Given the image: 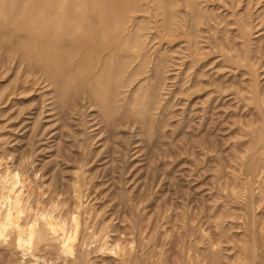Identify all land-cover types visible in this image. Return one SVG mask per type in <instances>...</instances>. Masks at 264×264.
Here are the masks:
<instances>
[{
    "label": "rangeland",
    "instance_id": "rangeland-1",
    "mask_svg": "<svg viewBox=\"0 0 264 264\" xmlns=\"http://www.w3.org/2000/svg\"><path fill=\"white\" fill-rule=\"evenodd\" d=\"M127 1L110 0L140 47L122 66L111 59L109 72L99 74L104 53L84 66L87 73L97 65L92 81L101 77L108 98L89 101L71 89L78 94L69 92L65 102L39 77L29 75L26 84L18 68H0L1 200L15 175L23 176V226L40 225V212L57 214L68 235L72 214L84 202L88 223L73 256L64 258L61 240L49 233L45 238L55 240L48 237L30 250L53 264H264V0ZM136 67L146 72L133 75ZM127 111L134 113L126 121ZM5 244L0 264L14 258L36 263L17 244Z\"/></svg>",
    "mask_w": 264,
    "mask_h": 264
},
{
    "label": "bare ground",
    "instance_id": "bare-ground-1",
    "mask_svg": "<svg viewBox=\"0 0 264 264\" xmlns=\"http://www.w3.org/2000/svg\"><path fill=\"white\" fill-rule=\"evenodd\" d=\"M117 1V0H116ZM127 1V0H126ZM144 1V0H143ZM153 1V0H152ZM205 1V0H204ZM203 1V3H204ZM129 3V1H127ZM133 3L135 1H132ZM185 2V1H184ZM198 2V0H197ZM112 2H110V0H0V68L4 67L6 68L5 70L7 71L9 68V66H14L15 68H18V71L22 72V76L25 74L26 79L25 81H23L24 83L28 84L29 80L27 79V77L29 75L32 76H36L39 77L41 80L47 82V84H51L52 87L54 86V88H56V92L58 97H60L59 99H61V97H64V101L66 102L65 98H70L69 92L74 93L73 91L71 92V89H73L74 91L76 90L79 95L81 96V98H89L93 101H95L96 99L100 98V97H104V98H108L107 92L104 91V89L107 87L105 86L104 88H100V85H103V81L101 79V77H97L96 79L93 80L94 77L98 76L101 73H106L109 72V62L111 59H115L117 62V65H123L124 63H127V61L125 62V60H128V58L130 57L129 54H133L134 51L140 47V43H139V38L138 35L136 34V32H134V35L132 39H130V37L128 36L127 32L125 31V25L123 24L124 22L117 16L115 9L120 10V6L117 7L118 5H116V8L114 9V7L111 4ZM156 3V2H155ZM160 3V2H159ZM177 3V0H176ZM186 3V2H185ZM175 4V2H174ZM196 4V3H195ZM198 4V3H197ZM196 4V5H197ZM226 4V3H225ZM122 5V4H121ZM126 5V4H125ZM135 5V4H134ZM158 5V4H157ZM177 5V4H176ZM175 5V6H176ZM187 5V4H186ZM192 5V4H191ZM123 6V5H122ZM161 6V5H160ZM174 6V5H173ZM130 7V6H129ZM136 7V6H135ZM139 6H137L138 8ZM171 7V6H170ZM178 7V6H177ZM190 7V6H188ZM193 7V6H192ZM131 8V7H130ZM142 10V7H140ZM174 8V7H173ZM171 8V9H173ZM200 8V7H199ZM124 9V8H123ZM126 9V7H125ZM176 9V8H175ZM191 9V8H190ZM144 10V9H143ZM164 10V9H163ZM202 10V9H201ZM210 10V9H207ZM132 11V9H131ZM144 12V11H143ZM147 12V11H146ZM207 12V11H206ZM129 13V12H128ZM134 13V12H133ZM178 13V12H177ZM176 13V14H177ZM203 13V12H202ZM208 13V12H207ZM130 14V13H129ZM201 14V12H200ZM177 16V15H176ZM175 16V18H176ZM186 16V15H185ZM193 16V14H192ZM202 16V15H200ZM143 17V16H142ZM196 17V16H195ZM194 17V18H195ZM174 18V16L172 17ZM171 18V19H172ZM169 19V18H168ZM197 20H199L198 17H196ZM209 19V18H208ZM207 19V20H208ZM216 19V18H215ZM170 20V19H169ZM178 20V19H175ZM201 20V19H200ZM221 20V19H220ZM174 22V21H173ZM172 22V23H173ZM190 22V21H189ZM193 22V21H192ZM164 23V22H163ZM171 23V22H170ZM171 23V24H172ZM176 23V22H175ZM178 23V22H177ZM143 24V23H142ZM147 24V23H146ZM180 24V23H178ZM177 24V25H178ZM194 24V23H193ZM196 24V23H195ZM144 25V24H143ZM165 27V24H163ZM162 25V26H163ZM138 26V25H137ZM180 26V25H179ZM177 26V28L179 27ZM196 26V25H195ZM127 27V25H126ZM139 27V26H138ZM144 27V26H143ZM164 27L162 29H164ZM170 24H169V28H170ZM181 28V27H180ZM140 29H142V27H140ZM172 29V28H171ZM196 29V27H195ZM165 30H168V27H165ZM175 30V29H174ZM200 30V29H199ZM128 31V30H127ZM170 31V30H169ZM177 31V30H176ZM129 32V31H128ZM164 33V32H163ZM172 33V32H171ZM175 33V32H173ZM178 33V32H176ZM184 33V32H183ZM130 34V33H129ZM167 34V33H166ZM165 35V34H164ZM174 35V34H173ZM172 35V37H173ZM178 35V34H177ZM184 35V34H183ZM192 34H190L191 37ZM198 35V34H197ZM163 36V35H162ZM199 36V35H198ZM145 37V36H143ZM167 37V36H166ZM179 38V37H178ZM148 39V38H147ZM167 39V38H166ZM189 39V38H187ZM196 40V38H195ZM194 40V42H195ZM185 42V41H184ZM188 42V41H187ZM146 44V43H145ZM191 44V43H190ZM145 45H143L144 47ZM189 46V45H188ZM190 47V46H189ZM76 48V49H75ZM188 48V47H187ZM232 49V48H231ZM77 50H79L80 52H82V57H81L75 64L73 65H69V60L73 59L74 56L76 57V52ZM145 50V47H144ZM133 51V53H132ZM191 51V50H190ZM151 52V51H150ZM79 53V52H78ZM104 53L105 55V59H101V61L103 60V64L101 67V72H99V74H93V70L95 67H97V65H93L92 67L88 68V72H90V74H88V72L86 73V69L84 68L87 60H90L89 58H92L94 60L95 56H97L98 54ZM145 54L144 51L142 52H138L135 57L131 56L133 59H137L140 57V54ZM187 54V53H186ZM192 54V53H191ZM194 54V53H193ZM247 54V53H246ZM78 55V54H77ZM80 55V54H79ZM134 55V54H133ZM129 56V57H128ZM145 56V55H144ZM143 56V57H144ZM188 56V55H187ZM76 57V58H79ZM142 57V56H141ZM141 58V60H145L144 58ZM74 58V59H76ZM190 58V57H189ZM73 59V60H74ZM99 59V58H98ZM72 60V61H73ZM130 60V59H129ZM132 60V59H131ZM147 60V59H146ZM112 61V60H111ZM140 62V61H139ZM142 62V61H141ZM148 62V61H147ZM94 63V62H93ZM112 63V62H111ZM146 63V62H145ZM150 63V61L148 62ZM164 63V62H163ZM96 64V63H95ZM130 64V63H128ZM141 64V63H140ZM89 65V64H88ZM99 65V64H98ZM161 65V63H160ZM164 65V64H162ZM115 66V65H114ZM113 66V67H114ZM155 66V65H154ZM124 67V66H123ZM144 67V66H143ZM156 67V66H155ZM14 68V69H15ZM117 68V67H116ZM131 68V67H130ZM137 68V67H136ZM146 68V67H145ZM159 68V67H158ZM157 68V71H158ZM162 68V67H161ZM129 69V68H128ZM142 69V67H141ZM140 69V70H141ZM96 70V69H95ZM115 72H117V69ZM140 70L135 69V71L131 72L133 75H137L138 73L141 74V72L145 71L143 69V71L139 72ZM148 70V69H147ZM160 70V69H159ZM5 71V72H6ZM16 70H14L15 72ZM16 71V72H18ZM150 71V70H149ZM4 72V71H3ZM2 72V73H3ZM4 72V73H5ZM112 72V71H111ZM110 72V73H111ZM122 70L118 69V76H120ZM146 72V71H145ZM144 72V73H145ZM19 73V72H18ZM92 73V74H91ZM123 73V72H122ZM128 73V72H127ZM159 74V72H157ZM14 74V73H13ZM17 74V73H16ZM109 74V73H108ZM115 74V73H114ZM114 74H112L114 76ZM125 74V73H124ZM111 75V74H110ZM111 75V76H112ZM133 75H131L130 77H133ZM31 76V77H32ZM104 76V75H103ZM110 79L112 80V78H114L113 82H116L115 76L111 77ZM128 76V75H127ZM149 76V75H148ZM150 77V76H149ZM21 78V77H20ZM92 78V79H91ZM108 78V76L106 77ZM122 78V77H121ZM128 77H126L127 79ZM155 78V77H154ZM162 78V77H160ZM164 78V77H163ZM162 78V79H163ZM39 79V80H40ZM104 79V78H103ZM131 78H129L130 80ZM147 79V78H145ZM20 80V79H19ZM31 80H35L34 78ZM105 80V79H104ZM107 80V79H106ZM127 80V81H129ZM157 80V79H155ZM42 81V82H43ZM148 83L149 79L147 80ZM146 81V82H147ZM18 82V81H17ZM33 82V81H32ZM107 82V81H106ZM125 82V81H124ZM141 82V81H140ZM145 82V81H144ZM143 82V83H144ZM156 82V81H155ZM160 82V81H159ZM162 82V81H161ZM20 83V81H19ZM35 84V82H33ZM74 83V84H73ZM118 83V82H117ZM117 83H114L115 85ZM122 83V82H121ZM120 83V84H121ZM128 83V82H127ZM132 83V82H131ZM18 84V83H17ZM108 84V83H107ZM147 84V83H144ZM158 84V82L156 83V85ZM21 85V84H20ZM30 85V84H29ZM45 85V84H44ZM43 85V86H44ZM111 85V89H115L116 86L112 85V83L110 82ZM152 85V84H151ZM26 86V85H25ZM47 86V85H46ZM114 86V87H113ZM118 86H120L118 84ZM124 86V85H123ZM121 85V88L123 87ZM129 86V85H128ZM160 86V85H159ZM27 87V86H26ZM51 87V86H50ZM142 87V86H141ZM156 87V86H155ZM158 87V86H157ZM44 88V87H43ZM46 88V87H45ZM120 88V87H119ZM149 88V86H148ZM160 88V87H159ZM29 89H31L29 87ZM42 89V88H41ZM40 89V90H41ZM110 89V90H111ZM123 89V88H122ZM138 89V88H137ZM22 90L23 87H22ZM27 90V89H25ZM116 90V89H115ZM147 90V89H146ZM151 90V89H150ZM160 90V89H159ZM30 91V90H28ZM27 91V93H28ZM33 91V90H31ZM38 92V90H36ZM107 91V89H106ZM112 91V90H111ZM119 91V90H118ZM118 91H116V94L118 93ZM144 91V89H143ZM153 91V90H152ZM158 91V89L156 90ZM189 91V90H188ZM14 92V91H13ZM54 92V91H53ZM77 92H75L74 94H76ZM135 92V91H134ZM140 92V90H139ZM145 92V91H144ZM150 92V91H148ZM5 93V92H4ZM25 93V92H22ZM26 93V94H27ZM77 93V94H78ZM111 93V92H110ZM122 93V92H121ZM142 93V92H141ZM145 92V96H146ZM155 93V92H154ZM153 93V94H154ZM191 93V92H190ZM2 93L0 92V95ZM16 94V93H15ZM44 94V92H43ZM42 94V97L44 96ZM73 94V95H74ZM3 95V94H2ZM12 95V94H11ZM14 95V94H13ZM12 95V96H13ZM47 95V94H46ZM72 95V96H73ZM112 95H114V93H112ZM119 95V94H118ZM117 95V97H118ZM136 95V94H135ZM140 95V93H139ZM148 95V94H147ZM160 95V94H159ZM48 96V95H47ZM55 96V95H54ZM78 96V95H77ZM76 95L73 97L74 99L77 97ZM116 96V95H115ZM114 96V97H115ZM133 96V95H132ZM138 96V95H137ZM141 96V95H140ZM149 96V95H148ZM153 96V95H152ZM11 96H9L10 98ZM56 97V98H58ZM113 98V99H117ZM44 98V97H43ZM51 98V97H50ZM55 98V97H54ZM122 98V97H121ZM120 98V99H121ZM140 98V97H139ZM153 98V97H152ZM155 98V97H154ZM7 99V98H6ZM58 99V101H60ZM73 100V103L74 102ZM78 99H80V97H78ZM119 99V98H118ZM117 99V100H118ZM141 99V98H140ZM145 99V98H144ZM143 99V100H144ZM0 100H1V96H0ZM9 100V99H8ZM54 100V99H53ZM52 100V101H53ZM72 100L70 99V103L72 102ZM100 100V99H99ZM131 100V99H130ZM139 100V99H138ZM142 100V99H141ZM150 100V99H149ZM152 100V99H151ZM44 101V100H43ZM79 101V100H78ZM146 101V99H145ZM144 101V102H145ZM67 102L69 103V101L67 100ZM88 102V101H87ZM86 102V103H87ZM117 102V101H116ZM135 102V101H134ZM138 102V101H136ZM141 101L138 102V105ZM150 102V101H149ZM6 103V101H5ZM47 103V102H45ZM44 103V104H45ZM52 103V102H51ZM56 103V102H55ZM58 103V102H57ZM62 103V102H61ZM72 103V104H73ZM90 103V102H89ZM100 103V102H98ZM155 102H153L154 104ZM157 103V102H156ZM155 103V104H156ZM40 104V102H39ZM50 104V102H49ZM53 104V103H52ZM67 104V103H66ZM65 104V106H66ZM115 104V103H110ZM130 104V101H129ZM128 104V105H129ZM141 104V103H140ZM152 104V105H153ZM43 105V104H42ZM46 105V104H45ZM87 105V104H85ZM99 105V104H98ZM102 106H105L104 102L101 103ZM116 105V104H115ZM127 105V106H128ZM131 105V104H130ZM137 105V104H136ZM136 105H134L135 107H137ZM150 105V104H148ZM40 106V105H39ZM63 106V105H62ZM61 106V107H62ZM70 106V104H69ZM72 106V105H71ZM77 106V105H76ZM96 106V105H95ZM114 106V105H113ZM125 106V107H127ZM49 107V106H48ZM75 107V106H74ZM79 107V106H78ZM111 107V106H110ZM117 107V105H116ZM139 107V106H138ZM142 107H144L142 105ZM63 108V107H62ZM99 108V107H98ZM114 107H111L110 109L112 110ZM124 108V107H123ZM130 108V107H129ZM141 108V107H140ZM139 108V110H140ZM153 108V107H152ZM44 109V107H43ZM80 109V108H79ZM83 109V108H82ZM82 109L80 110V112L82 111ZM125 109V108H124ZM138 108H136L137 110ZM128 110V109H126ZM131 110V109H130ZM129 110V111H130ZM149 110V109H148ZM154 110V109H153ZM24 111V110H23ZM37 111H39L37 109ZM42 111V110H41ZM61 111V110H60ZM78 111V110H77ZM116 111L113 109V112ZM147 111V110H146ZM151 111V109H150ZM150 111H148L147 113H150ZM21 112V111H20ZM64 112V111H63ZM123 112V110H122ZM126 112V111H124ZM132 112V111H131ZM131 112L129 113L127 111V117H126V121L128 118V113L131 114ZM185 112V111H184ZM134 113V111L132 112V114ZM136 113V111H135ZM138 113V111H137ZM141 113V110H140ZM118 114V113H117ZM121 114V113H120ZM131 114V117L133 118ZM151 114V113H150ZM22 115V114H21ZM43 114H41L42 116ZM115 115V114H114ZM123 115V114H122ZM126 115V114H125ZM137 116H139L138 114H136ZM40 116V115H39ZM104 116V115H103ZM152 116V115H151ZM18 117V116H17ZM105 117V116H104ZM115 117V116H114ZM113 117V118H114ZM117 117V116H116ZM135 117V115H134ZM146 117V115H145ZM149 117V114H148ZM39 118V117H38ZM107 118V117H106ZM105 118V119H106ZM137 119V117H135ZM142 118V117H141ZM125 119V118H124ZM123 119V120H124ZM39 120V119H38ZM114 120V119H113ZM141 120V119H138ZM152 120V118H151ZM129 121V120H128ZM146 120L143 121V123ZM117 122V121H116ZM136 122V121H135ZM139 122V121H138ZM148 122V120H147ZM146 122V123H147ZM150 122V121H149ZM37 123V122H36ZM120 123V122H119ZM126 123V122H124ZM128 123V122H127ZM131 123V122H130ZM129 124V123H128ZM150 125V123H149ZM111 127V126H110ZM3 158V155H2ZM84 163V162H83ZM82 163V164H83ZM85 164V163H84ZM83 164V165H84ZM82 166V165H81ZM81 168V167H80ZM20 169V168H19ZM82 169V168H81ZM18 171V169H16ZM23 170V169H22ZM21 170V171H22ZM20 171V170H19ZM6 172V171H5ZM14 172V170H13ZM7 173V172H6ZM20 173V172H19ZM81 173V172H80ZM16 174V173H15ZM21 174V173H20ZM25 174V173H24ZM23 174V175H24ZM27 175V174H26ZM83 175V174H82ZM6 176V175H5ZM14 176V175H13ZM7 177V176H6ZM26 177V176H25ZM29 176H27L28 178ZM79 177V176H78ZM14 182L12 183L11 186V190L9 189L10 193L9 195L6 197L2 196V199L0 198V243L5 244L6 241L8 242H12L14 244V246H18V248L21 249L22 255L26 257V255L29 256H33L34 258V262H36L35 264H53L54 261H50L48 259H43V255L39 252V254H37L35 251V253L33 251H30L33 249L34 244H39V242L41 240H45L50 236H47V238H45V236L47 235V233L51 234V236L56 237V239H60L62 242V246H61V251L63 253L64 258H66V254H74L75 251L77 250L76 247V240L78 239V237L80 235H83L82 231H83V227L84 224L86 225V223L84 221V212L81 211V209H84V202L81 201V203L76 206L75 209H78L77 211L75 210V212L72 214V220H71V228H72V235H68V231L65 229V227L61 224L60 218H56V216H58L56 214V216L54 217H48V215L43 214V212L39 211L37 213H39V217L41 216L43 218V223L39 222L40 225L38 224H28L27 227H24L23 223L20 222V220H22L24 217V213H25V206L23 203V187L25 186V179L22 176L21 179L19 176L16 177L15 175ZM82 178V176L80 177ZM79 178V179H80ZM82 180V179H81ZM32 182V181H31ZM30 182V183H31ZM77 182V181H76ZM83 182V181H82ZM7 183V182H6ZM29 183V182H28ZM27 183V184H28ZM77 184V183H75ZM9 185V184H8ZM30 185V184H29ZM5 186V185H4ZM28 186V185H26ZM31 186V185H30ZM29 186V187H30ZM81 186V184H80ZM6 187V186H5ZM31 188H33L31 186ZM75 188V186L73 187ZM80 189V188H79ZM27 191V190H26ZM25 193H29L30 190H28V192ZM61 191V190H60ZM75 191V190H74ZM79 191V190H77ZM73 192L76 194V192ZM1 192V191H0ZM85 192V191H83ZM30 193H33L30 192ZM36 193V192H35ZM60 193V192H59ZM78 196L80 197V191L77 192ZM30 195V194H29ZM76 195V197H78ZM52 197V195H51ZM31 198V197H29ZM28 198V199H29ZM25 199V198H24ZM48 199V198H47ZM51 199V198H50ZM49 199V201H51ZM53 200V199H52ZM64 200V199H63ZM61 200V201H63ZM39 201V200H38ZM66 201V200H65ZM35 202V201H34ZM44 202V201H43ZM48 202V201H47ZM59 202V201H58ZM57 202V203H58ZM68 202V200L66 201ZM76 202V201H75ZM74 202V203H75ZM80 202V201H79ZM31 203V202H30ZM39 203V202H38ZM50 203V202H49ZM56 203V202H55ZM61 203V202H60ZM32 204V203H31ZM30 204V205H31ZM64 204V202H63ZM29 205V204H28ZM46 205V204H43ZM55 205V204H54ZM61 205V204H60ZM74 207L76 205L73 204ZM91 205V204H90ZM47 206V205H46ZM45 206V207H46ZM88 207V205H86ZM33 207V206H32ZM36 207V205L34 206V208ZM90 207V206H89ZM49 208V207H47ZM51 208V207H50ZM59 208V206H58ZM64 208V207H63ZM66 208H69V206ZM33 209V208H32ZM43 210H45V208H42ZM74 208H72L73 210ZM90 209V208H88ZM93 209V208H92ZM60 210H62V208H60ZM59 210V211H60ZM66 210V209H65ZM36 211V210H35ZM63 211V210H62ZM67 211V210H66ZM50 212V211H49ZM69 212V210H68ZM67 212V213H68ZM48 213V211H47ZM54 213V212H53ZM88 213V211H87ZM90 213V212H89ZM88 213V214H89ZM60 214V213H58ZM93 213H91L92 215ZM98 215V214H97ZM36 216V215H35ZM52 216V214H51ZM65 216L66 213H65ZM96 216V215H95ZM23 217V218H22ZM62 217V216H60ZM92 217V216H91ZM88 218V217H87ZM95 218V217H94ZM93 218V220H94ZM64 219V218H63ZM67 219V217H66ZM86 219V218H85ZM89 219V218H88ZM87 219V220H88ZM92 219V218H91ZM96 219V218H95ZM33 220V219H32ZM89 221V220H88ZM95 221V220H94ZM25 222V221H23ZM64 222V221H63ZM67 222V221H65ZM64 222V223H65ZM85 222V223H84ZM34 223V222H32ZM42 223V224H41ZM63 223V224H64ZM93 223V221H92ZM90 225H93V224ZM27 225V224H25ZM65 225V224H64ZM67 225V224H66ZM104 225V224H103ZM102 227V226H101ZM100 227V229H101ZM70 230V228H69ZM86 230V229H84ZM104 230V228H102V231ZM91 231V230H90ZM95 231V229L93 230ZM84 232V231H83ZM97 233V232H96ZM92 234V233H91ZM96 235V234H95ZM90 237V236H89ZM10 238V240H8ZM52 237L48 238L50 240ZM87 238V237H86ZM80 239V237H79ZM55 240V239H54ZM8 242L7 245H8ZM47 242V240H46ZM49 242V241H48ZM52 242V241H51ZM81 242V241H78ZM6 245V244H5ZM6 245V246H7ZM37 245V246H38ZM50 245V244H49ZM53 245H58V244H53ZM11 248L13 247L12 245ZM48 246V245H47ZM81 246V245H80ZM83 246V245H82ZM8 247V246H7ZM45 247V246H42ZM41 247V248H42ZM56 246L55 248L57 249ZM37 249V248H36ZM35 249V250H36ZM44 249V248H43ZM50 249V248H48ZM53 250V248H52ZM51 250V251H52ZM59 251V249H57ZM80 250V249H79ZM20 251V250H19ZM36 251H39L38 249ZM41 251V250H40ZM16 252L17 248H16ZM54 252V251H53ZM80 251H77L76 253L78 254ZM57 253V252H56ZM55 253V254H56ZM14 254V252H13ZM12 254V255H13ZM17 254V253H16ZM15 254V256H16ZM66 256H65V255ZM46 255V254H45ZM48 255V253H47ZM52 256V254H50ZM49 255V256H50ZM59 254H57L55 256L57 258ZM61 255V254H60ZM14 256V257H15ZM73 256V255H71ZM76 256V255H74ZM11 257V255H10ZM17 257V256H16ZM48 257V256H47ZM62 257V256H61ZM60 257V258H61ZM69 257V256H68ZM29 258V257H28ZM58 257V259H60ZM63 258V257H62ZM76 258V257H75ZM74 258V259H75ZM11 259V258H10ZM23 260V258H21ZM27 259V258H26ZM43 259V261H42ZM54 259V258H53ZM21 262L25 261V259ZM32 260V259H31ZM30 260V261H31ZM15 261V262H13ZM12 261V263L14 264H26V261L21 263L19 261V259L17 260L16 258H14V260ZM19 261V262H18ZM29 261V262H30ZM32 262V261H31ZM33 262V263H34ZM11 263V264H12ZM28 264V262H27Z\"/></svg>",
    "mask_w": 264,
    "mask_h": 264
}]
</instances>
